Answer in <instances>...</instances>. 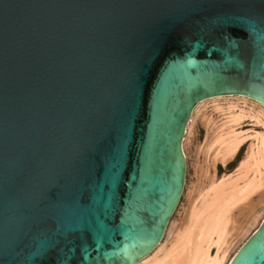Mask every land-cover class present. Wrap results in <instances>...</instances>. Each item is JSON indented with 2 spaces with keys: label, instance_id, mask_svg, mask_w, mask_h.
<instances>
[{
  "label": "water",
  "instance_id": "obj_1",
  "mask_svg": "<svg viewBox=\"0 0 264 264\" xmlns=\"http://www.w3.org/2000/svg\"><path fill=\"white\" fill-rule=\"evenodd\" d=\"M221 94L264 106V0H0V264L148 254ZM228 264H264V217Z\"/></svg>",
  "mask_w": 264,
  "mask_h": 264
},
{
  "label": "bare ground",
  "instance_id": "obj_2",
  "mask_svg": "<svg viewBox=\"0 0 264 264\" xmlns=\"http://www.w3.org/2000/svg\"><path fill=\"white\" fill-rule=\"evenodd\" d=\"M208 103L218 116L203 120V152H212L210 164L233 158L248 138L237 164V176L215 179L210 173L201 188L197 187L199 183L189 187L182 216L169 219L158 244L135 264H228L264 217V106L243 94L215 95L198 102L183 136L186 159V139L200 109ZM245 118L258 129L238 131Z\"/></svg>",
  "mask_w": 264,
  "mask_h": 264
},
{
  "label": "rangeland",
  "instance_id": "obj_3",
  "mask_svg": "<svg viewBox=\"0 0 264 264\" xmlns=\"http://www.w3.org/2000/svg\"><path fill=\"white\" fill-rule=\"evenodd\" d=\"M199 114L200 116H197L193 123L190 137L186 139V143L188 140V143L186 144V153H187L186 180H185L186 188L184 189V192L180 198V202L178 203L170 220L173 219L176 220L179 218V216H182L183 208L187 205L186 192L189 189V187H192L193 185L199 183L197 187L201 188V186L207 180L206 177L211 176V174H213L215 179L227 178V177L233 178L234 176H237V164L242 159L243 154L247 148L248 138L244 141V143L241 145V147L239 148V150L237 151V153L233 158L225 162L216 160L214 164H210L212 163L211 162L212 157L210 156L212 155L211 154L212 152H207V151L205 152V150L203 152V142L206 137V126L203 120L205 117L210 119L212 118L215 120L216 118H218V116H217V112L211 109V103H208L205 107L201 108L200 113H198V115ZM252 129H258V128L253 126L252 122L249 121L248 118L243 119L241 123L237 126V130L238 131L240 130L243 133H249L252 131ZM213 165L215 171H213L214 170L212 168Z\"/></svg>",
  "mask_w": 264,
  "mask_h": 264
}]
</instances>
